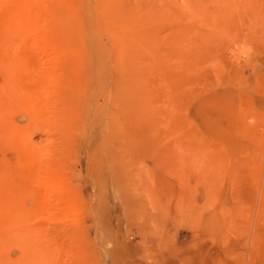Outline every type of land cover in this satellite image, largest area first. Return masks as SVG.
<instances>
[{"label":"rangeland","instance_id":"1","mask_svg":"<svg viewBox=\"0 0 264 264\" xmlns=\"http://www.w3.org/2000/svg\"><path fill=\"white\" fill-rule=\"evenodd\" d=\"M0 264H264V0H0Z\"/></svg>","mask_w":264,"mask_h":264}]
</instances>
